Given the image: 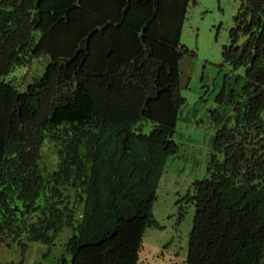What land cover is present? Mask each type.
Wrapping results in <instances>:
<instances>
[{
	"label": "trees",
	"instance_id": "obj_1",
	"mask_svg": "<svg viewBox=\"0 0 264 264\" xmlns=\"http://www.w3.org/2000/svg\"><path fill=\"white\" fill-rule=\"evenodd\" d=\"M187 4L0 0V243L21 253L43 244L44 259L67 228L54 264H136L145 229L159 227L152 204L178 147ZM220 55L231 71L209 113L205 175L187 196L183 264H264V0H239ZM38 58L40 74L18 87L13 71Z\"/></svg>",
	"mask_w": 264,
	"mask_h": 264
},
{
	"label": "rangeland",
	"instance_id": "obj_2",
	"mask_svg": "<svg viewBox=\"0 0 264 264\" xmlns=\"http://www.w3.org/2000/svg\"><path fill=\"white\" fill-rule=\"evenodd\" d=\"M239 0H188L181 24L179 43L183 47L178 61L177 90L183 101L179 106L171 138L177 151L165 161L152 204V217L159 227L149 226L141 238L136 264H183L188 245V233L193 215V203L187 196L193 193L192 183L205 175L212 151L215 131L209 113L215 108L214 96L222 80L230 74L220 50L228 43V30ZM45 58L27 61L16 68L11 79L18 87L40 74ZM240 68L237 73H241ZM152 124L145 122L144 132ZM41 154L46 169L56 162L55 145L46 141ZM68 234L64 228L50 247L48 258L42 257L45 245L28 242L20 247L0 243V264H54Z\"/></svg>",
	"mask_w": 264,
	"mask_h": 264
}]
</instances>
